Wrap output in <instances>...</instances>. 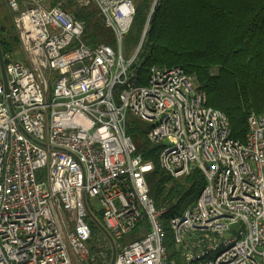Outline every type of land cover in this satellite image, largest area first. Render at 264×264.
Masks as SVG:
<instances>
[{"label": "built area", "instance_id": "1", "mask_svg": "<svg viewBox=\"0 0 264 264\" xmlns=\"http://www.w3.org/2000/svg\"><path fill=\"white\" fill-rule=\"evenodd\" d=\"M4 0L26 62L0 74V264H95L92 217L113 264H178L166 253L163 217L145 180L151 162L136 155L128 116L149 124L161 144L159 167L175 179L199 169L196 201L167 225L180 264H264V115L249 114L244 142L181 67L151 66L136 81L142 40L125 59L82 40L83 23L61 2ZM93 5L120 46L135 0H73ZM89 199L96 201L92 206ZM146 222L142 236L114 241Z\"/></svg>", "mask_w": 264, "mask_h": 264}, {"label": "trees", "instance_id": "2", "mask_svg": "<svg viewBox=\"0 0 264 264\" xmlns=\"http://www.w3.org/2000/svg\"><path fill=\"white\" fill-rule=\"evenodd\" d=\"M62 7L83 23L86 46L113 47L114 35L95 6L80 7L66 0ZM3 31L0 27V48L7 63L6 56L18 46V39L14 37L11 44ZM127 38L131 50L142 40L135 65L138 84L146 83L151 66L181 67L205 93L207 105L227 117L232 139L244 142L249 114L264 115V0H135ZM149 128L148 123L128 116L126 134L136 155L153 165L145 176L149 198L156 209L167 210L162 219L167 256L180 264L167 221L196 201L205 179L197 168L179 179L164 172L158 165L162 145L146 139ZM91 230L89 253L103 264V245L98 250L96 242L105 241V234L94 222Z\"/></svg>", "mask_w": 264, "mask_h": 264}, {"label": "rangeland", "instance_id": "3", "mask_svg": "<svg viewBox=\"0 0 264 264\" xmlns=\"http://www.w3.org/2000/svg\"><path fill=\"white\" fill-rule=\"evenodd\" d=\"M56 2H61L62 4H64L66 2V0H46L45 1V5H53ZM12 12L9 11V9L7 8L4 0H0V27L4 29L3 31V36L11 43L13 44V38L16 37L17 38V33L14 30V26L12 23ZM139 46V44H138ZM137 46V47H138ZM113 49L116 50V52L120 51L122 52V55L125 59L130 58L135 49L131 50L130 49V40L127 38V34L123 36L122 38V42L120 44V46L117 44V42L114 39V44H113ZM9 60L10 61H20V62H26V56L23 53V51L21 50L19 43L18 46H14L12 47V52L9 54ZM194 79V78H193ZM90 202V204L92 206H96V201L94 199H89L88 200ZM92 220L95 224H99L100 220L96 217H92ZM101 224V223H100ZM147 223H141L139 224V226H137L136 229H134L132 232H130L129 234L123 236L121 239L119 240H115L114 241V248L115 251H119L122 247L126 246L127 244L133 242L134 240H136L137 238L142 236L141 233V228L146 227ZM106 244V237H105V241L100 240L96 242V246L99 247L98 250H100V247H102V245ZM113 250L111 251L110 249L108 250V254L105 257V262L103 264H110L113 258ZM95 264H97V261H95Z\"/></svg>", "mask_w": 264, "mask_h": 264}, {"label": "water", "instance_id": "4", "mask_svg": "<svg viewBox=\"0 0 264 264\" xmlns=\"http://www.w3.org/2000/svg\"><path fill=\"white\" fill-rule=\"evenodd\" d=\"M143 35H144V33H143ZM4 66H5V61L3 59L2 52H1V48H0V74H1V77H2L3 82H4V93H5V95H7V101L9 102L8 89H7V86H6V75H5ZM0 99H1V96H0ZM98 225L100 226V228L103 231V233L108 237L109 241L113 244V240L109 236V234L106 232V230L100 224H98ZM114 258H115V252L113 254V258H112V261H111L110 264H113Z\"/></svg>", "mask_w": 264, "mask_h": 264}]
</instances>
